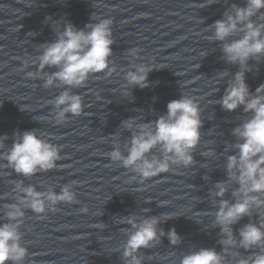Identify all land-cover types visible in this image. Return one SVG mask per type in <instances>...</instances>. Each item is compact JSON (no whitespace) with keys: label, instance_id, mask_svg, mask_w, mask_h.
<instances>
[{"label":"water","instance_id":"95a60500","mask_svg":"<svg viewBox=\"0 0 264 264\" xmlns=\"http://www.w3.org/2000/svg\"><path fill=\"white\" fill-rule=\"evenodd\" d=\"M206 3L207 0H0V136L34 130L61 147L57 169L30 178L17 176L0 161V222H4L3 206L16 202L14 182L20 179L25 186L35 185L37 191L51 186L57 193L72 183L77 200L60 203L54 211L43 214L25 211L20 229L22 245L28 249L24 264H123L120 253L126 241L124 231L130 226L122 220L132 215L144 218L145 209L149 217L173 216L160 227L166 233L174 228L181 244L172 247L165 236L160 244L141 250L142 264H179L180 257L200 248L222 251L218 243L220 230L212 227L211 213L216 208L209 191H214L216 183L227 181L226 159L235 152L226 148L236 142L232 131L248 114L242 107L226 112L216 103L228 79L240 69L224 61L219 43H209L211 32L207 28L222 19L233 4L244 7L245 0H219L200 7ZM92 16L93 22L113 21L111 66L116 71L110 77L90 76L83 86L73 88L72 92L82 97L83 110L79 116H69L65 123L57 124L50 102L63 87L46 89L41 79L27 74L38 67V47L55 39L53 29L59 31L64 22L83 29L92 22ZM48 17L51 20H46ZM134 48L140 50L134 63L155 68L148 75L149 86L132 87L131 98H126L123 77L130 68L127 53ZM203 52L207 53L205 57ZM248 67L246 83L255 92L264 84V59L258 63L249 60ZM224 71L230 75L217 85L215 77ZM181 94L200 104L203 126L200 144L193 153L195 163L190 168L173 167L141 183L130 169L110 160L111 136H120L123 151V142L130 139L131 133L120 127L122 121H154L165 115L168 102L180 99ZM12 142L5 141L8 147ZM210 149L216 155L204 157L202 153ZM204 176L209 179L204 180ZM235 187L230 184L225 199L231 198ZM85 207L86 212L82 211ZM257 220V216L251 217V222ZM249 222L246 216L233 226L237 238V230ZM233 251L245 257L251 254L242 249ZM231 261L232 257L225 255V264Z\"/></svg>","mask_w":264,"mask_h":264},{"label":"clouds","instance_id":"9594fccd","mask_svg":"<svg viewBox=\"0 0 264 264\" xmlns=\"http://www.w3.org/2000/svg\"><path fill=\"white\" fill-rule=\"evenodd\" d=\"M214 3H219V0H207L200 7ZM46 20H51V17ZM91 20L83 29L70 22H64L59 31L52 28L55 39L38 47V67L35 72L27 74L31 78L41 79L46 89L63 87L64 90L50 102L57 124L65 123L69 116H79L83 110L82 97L73 93V88L83 86L90 76L104 74L110 77L116 71L111 66L112 45L115 42L113 21L99 19L93 22V16ZM207 30L211 32L209 43L220 44L224 61L238 65L240 69L228 79L224 94L216 103L226 112H234L242 107L248 116L233 129L232 136L236 142L226 148V151L235 152L226 159L227 181L216 183L214 191H209L211 203L216 208L211 213L214 217L212 227L220 230L218 243L222 251L218 253L214 248L193 250L180 257L179 264H225V255L232 257L231 264H264V84L251 92L245 76L250 71L249 60L258 63L264 59V0H245L244 7L233 4L223 13V18L215 21ZM139 51L134 48L127 53L130 68L123 77L127 88L124 93L126 98H131L132 87L144 89L149 86L148 75L155 68L134 63ZM206 55V52L202 53V57ZM27 67L25 63L23 68ZM229 75L227 71L217 73V85ZM202 126L200 104L194 98L181 94L180 99L168 102L166 114L154 121L141 123L138 118L122 121L120 127L130 132L131 137L123 142L122 151L120 136H111L113 150L109 155L110 160L124 169H130L140 177L141 183L173 167L190 168L195 163L193 153L200 144ZM9 139L13 141L11 147L5 143ZM60 153L61 147L34 130H17L12 137L7 134L0 136V161L4 162V167L23 178L57 169ZM202 155L211 158L216 153L210 149ZM203 179L207 181L209 177L204 176ZM230 184L237 187L231 191V198L225 199ZM73 188L74 184L69 183L59 193L51 186L37 191L35 185L25 186L23 179L14 182L16 202L3 206L4 222H0V264H24L28 257L20 231L25 211L43 214L46 210L54 211L60 203H76ZM82 211L86 212L87 208ZM144 212V218L132 215L122 220L130 226L124 231L126 241L120 253L123 264H142L141 250L160 244L165 236L172 247L181 244V238L174 228L166 233L160 227L162 222L173 216L149 217L148 209ZM254 215L258 217L255 223L251 222ZM246 216L250 222L237 230V238L233 226ZM241 249L251 254L245 257L240 251H233ZM252 249L257 251L252 252Z\"/></svg>","mask_w":264,"mask_h":264}]
</instances>
